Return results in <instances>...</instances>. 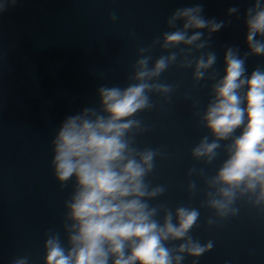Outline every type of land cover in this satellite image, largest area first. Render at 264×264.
I'll list each match as a JSON object with an SVG mask.
<instances>
[{
	"label": "water",
	"instance_id": "95a60500",
	"mask_svg": "<svg viewBox=\"0 0 264 264\" xmlns=\"http://www.w3.org/2000/svg\"><path fill=\"white\" fill-rule=\"evenodd\" d=\"M187 9H197L205 26L185 27ZM262 9L264 0H0V264H46L50 239L65 255L73 249L69 205L79 186L75 175L57 178L56 137L70 117L108 119L102 89L140 84L147 103L119 121L133 123L121 138L126 159L113 163L145 167L143 155L152 154L139 200L158 227L178 226L179 209L197 213L183 237L161 241L171 264H264L260 185L241 182L226 208L213 203L228 199L217 177L247 119L224 138L205 119L229 50L243 60L240 79L264 73V54L247 41V21ZM176 32L185 39L166 42ZM254 41L264 44V35ZM210 55L214 62L198 69ZM161 59V71L140 77ZM246 91V84L237 89L241 98ZM213 143L211 153L195 154ZM193 244L204 251L190 253ZM115 258L109 253L107 264Z\"/></svg>",
	"mask_w": 264,
	"mask_h": 264
},
{
	"label": "clouds",
	"instance_id": "9594fccd",
	"mask_svg": "<svg viewBox=\"0 0 264 264\" xmlns=\"http://www.w3.org/2000/svg\"><path fill=\"white\" fill-rule=\"evenodd\" d=\"M196 11L187 9L181 13L188 17L185 27L205 26V21L194 14ZM247 26V41L252 51L264 54V44L254 41L257 34L264 35V9L251 16ZM219 27V24H213L211 30ZM184 39L182 32L165 37L166 42L171 43ZM195 39L197 36L186 42ZM214 59L210 55L206 62H198V69L208 67ZM225 64V74L215 88V102L209 106L205 116L207 126L218 138H224L239 127L245 117L247 123L241 135L234 140L230 158L218 173L217 179L229 186V189H222L227 201L213 202L222 209L231 202L233 193L230 188L238 187L241 182H245L249 189L259 184L260 199H264V73L254 71L247 79H240L244 73L243 60L238 59L231 50L225 55ZM165 66L164 59H161L152 73L141 72L139 75H155ZM245 84L247 91L241 98L237 89ZM146 87L140 84L124 91L102 89L105 110L110 114L108 119L97 118L90 122L78 116L70 117L61 127L55 140V171L61 181L73 175L77 179L79 188L69 205L71 218L76 221L73 227L77 228V232L71 236L74 247L67 255L56 240L46 242V264H107L109 253L116 257L114 264H171L168 250L161 241L169 236L183 237L193 225L197 213L179 209L178 226L166 222L162 228L158 227L150 220L152 213L146 212V205L139 200L146 194L141 178L151 167L152 154L143 155L145 167L127 159L117 170L113 163L126 159L123 155L126 144L121 138L133 123L130 120L119 121L146 105L147 98L143 95ZM242 99L246 102L244 108L240 107ZM215 147V143L202 144L195 154L211 153ZM126 242L130 248L127 256L124 251ZM180 250L184 251L185 246L181 245ZM187 250L194 255L204 251L196 244Z\"/></svg>",
	"mask_w": 264,
	"mask_h": 264
}]
</instances>
